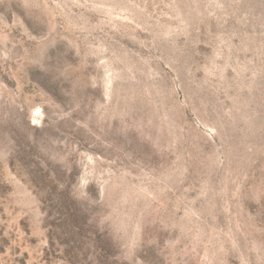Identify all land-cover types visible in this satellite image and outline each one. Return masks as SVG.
<instances>
[{
  "label": "rangeland",
  "instance_id": "1",
  "mask_svg": "<svg viewBox=\"0 0 264 264\" xmlns=\"http://www.w3.org/2000/svg\"><path fill=\"white\" fill-rule=\"evenodd\" d=\"M0 264H264V0H0Z\"/></svg>",
  "mask_w": 264,
  "mask_h": 264
}]
</instances>
